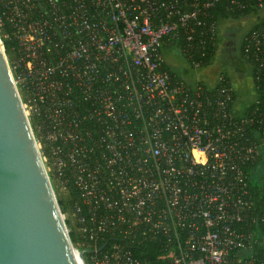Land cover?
Returning a JSON list of instances; mask_svg holds the SVG:
<instances>
[{
  "label": "built area",
  "instance_id": "obj_1",
  "mask_svg": "<svg viewBox=\"0 0 264 264\" xmlns=\"http://www.w3.org/2000/svg\"><path fill=\"white\" fill-rule=\"evenodd\" d=\"M219 8L255 17L244 107L226 74L190 81L164 58L208 65ZM0 43L83 264H142L128 244L157 236L161 264H264L249 184L264 167V0H0Z\"/></svg>",
  "mask_w": 264,
  "mask_h": 264
},
{
  "label": "water",
  "instance_id": "obj_2",
  "mask_svg": "<svg viewBox=\"0 0 264 264\" xmlns=\"http://www.w3.org/2000/svg\"><path fill=\"white\" fill-rule=\"evenodd\" d=\"M81 261L0 43V264Z\"/></svg>",
  "mask_w": 264,
  "mask_h": 264
},
{
  "label": "rangeland",
  "instance_id": "obj_3",
  "mask_svg": "<svg viewBox=\"0 0 264 264\" xmlns=\"http://www.w3.org/2000/svg\"><path fill=\"white\" fill-rule=\"evenodd\" d=\"M253 15H246L240 18H228L218 22L219 40L218 50L212 61L199 69H192L188 63L176 54L172 49L164 50V58L167 65L179 75L188 80H202L208 85L214 83L217 74L226 73L229 77L235 92L237 93L236 105L244 107L254 95L253 81L249 66L243 61L239 52L241 37L249 30L254 21ZM30 125L32 120L29 118ZM56 200L65 201L68 205V197L56 182L50 181ZM66 227H68L66 225ZM76 248L77 244H73Z\"/></svg>",
  "mask_w": 264,
  "mask_h": 264
},
{
  "label": "trees",
  "instance_id": "obj_4",
  "mask_svg": "<svg viewBox=\"0 0 264 264\" xmlns=\"http://www.w3.org/2000/svg\"><path fill=\"white\" fill-rule=\"evenodd\" d=\"M215 13H216V18L218 19L216 21H218V22L220 20H226L228 18H239V17H241V15H239V14H228L224 11H221L220 8ZM246 15H250L249 10L244 12V17ZM246 32H248V30ZM242 38H243V36L240 39L239 52H240V48H241ZM5 46H6V44H5ZM217 50H218V48L216 49V51ZM240 56H241V52H240ZM212 59H213V56L207 58L206 64H209L212 61ZM224 74H226V73H224ZM251 168L254 170H257V171H255L254 174H252L253 170L251 172V179L249 181L250 188L253 192L254 200L257 203H260L262 200H264V167L260 166L259 168H257V166L256 167L253 166ZM57 202H58V205H59L62 213H65L69 209V206H67L65 201H62L59 199ZM67 202H69V200ZM68 205H69V203H68ZM64 221H65V224L69 227L68 220L64 219ZM68 235H69V238H70L72 244H74V245L77 244L78 249H88L87 247H83L80 244L81 242L78 238V235L73 229L68 231ZM128 248L132 251V253L135 257L142 260V262H143L142 264H161L162 262H161V260L157 259V256L166 250L165 238L157 236L154 239H151L147 242L139 243L138 241H135L134 243H129ZM257 254L262 257L264 255V248H262L261 246L257 247Z\"/></svg>",
  "mask_w": 264,
  "mask_h": 264
},
{
  "label": "clouds",
  "instance_id": "obj_5",
  "mask_svg": "<svg viewBox=\"0 0 264 264\" xmlns=\"http://www.w3.org/2000/svg\"><path fill=\"white\" fill-rule=\"evenodd\" d=\"M201 155H203V154H201ZM199 162L203 164V163H206V160L201 159Z\"/></svg>",
  "mask_w": 264,
  "mask_h": 264
},
{
  "label": "bare ground",
  "instance_id": "obj_6",
  "mask_svg": "<svg viewBox=\"0 0 264 264\" xmlns=\"http://www.w3.org/2000/svg\"><path fill=\"white\" fill-rule=\"evenodd\" d=\"M77 257V256H76Z\"/></svg>",
  "mask_w": 264,
  "mask_h": 264
}]
</instances>
